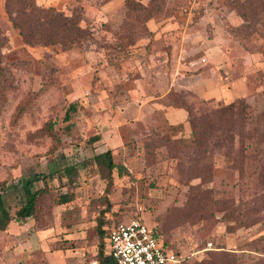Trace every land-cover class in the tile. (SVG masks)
Returning a JSON list of instances; mask_svg holds the SVG:
<instances>
[{"label": "rangeland", "instance_id": "374dc122", "mask_svg": "<svg viewBox=\"0 0 264 264\" xmlns=\"http://www.w3.org/2000/svg\"><path fill=\"white\" fill-rule=\"evenodd\" d=\"M35 1L74 13L91 36L68 51L28 46L0 0V194L12 216L22 183L47 177L33 183L41 193L33 216L0 230V264H25L22 249L38 231L52 250L93 264L99 215L106 223L141 218L184 264L216 251L238 264L264 259V186L248 168L255 162L239 173L215 138L201 157L187 112L174 107L204 112L243 99L251 114L264 113V22L241 18L237 0ZM162 107L181 118L169 123ZM107 149L122 167L110 186L93 160ZM66 166L75 168L71 185ZM64 194L72 200L58 205Z\"/></svg>", "mask_w": 264, "mask_h": 264}, {"label": "trees", "instance_id": "16d2710c", "mask_svg": "<svg viewBox=\"0 0 264 264\" xmlns=\"http://www.w3.org/2000/svg\"><path fill=\"white\" fill-rule=\"evenodd\" d=\"M3 8L7 20L18 32L22 41L31 47L53 46L60 47L62 51H68L79 47L91 36V32L80 25V17L74 13L68 16L53 7H41L37 5L35 0H4ZM233 9L245 21L248 19L253 24L264 22V0H237ZM261 26L264 28V23ZM174 107L184 108L187 112L192 134L190 144L199 151L201 157L209 152L208 145L215 138L213 146L218 150L225 148L227 150L225 155L227 156L234 155L233 167L239 173H243L245 161H254L255 165H249L248 168L252 169L257 180L264 186V113L251 114L243 99L218 108H210L204 112L196 110L192 104ZM74 111L75 106L69 105L65 110L63 120L69 121L70 114ZM98 140L99 137L95 135L90 137L89 142L94 143ZM93 160L99 171L106 173L107 186L111 184L115 169L119 175L121 174L122 167L114 163L110 149L96 154ZM61 172L67 178L68 185H71L75 168L66 166L61 169ZM41 179L45 182L47 177L42 176ZM41 179L37 176L22 183L21 204L14 216L5 207L3 197L0 194V230H5L11 221L20 224L33 216L37 199L41 194L39 190H33V183ZM71 200V195H59L57 204L64 205ZM97 220V230L101 243L96 260L99 264H116L112 258L104 256L106 228L111 223H106L103 215H99ZM152 232L156 238L162 240L167 248L180 255L154 228H152ZM249 260L251 263L245 261L243 264H264V259ZM237 262L238 259L233 253L216 251L215 253H208L207 260L196 264H238ZM182 264H184V259Z\"/></svg>", "mask_w": 264, "mask_h": 264}, {"label": "built area", "instance_id": "2783aa9c", "mask_svg": "<svg viewBox=\"0 0 264 264\" xmlns=\"http://www.w3.org/2000/svg\"><path fill=\"white\" fill-rule=\"evenodd\" d=\"M106 231L105 253L116 264H182L141 218L113 222Z\"/></svg>", "mask_w": 264, "mask_h": 264}, {"label": "crops", "instance_id": "0c3cea01", "mask_svg": "<svg viewBox=\"0 0 264 264\" xmlns=\"http://www.w3.org/2000/svg\"><path fill=\"white\" fill-rule=\"evenodd\" d=\"M163 114L165 115L166 119L171 124L177 123V120L181 118V111L176 110L174 108L170 107H162ZM46 231H38L34 233L35 235L38 233L39 236L37 237L36 241L33 243L32 246L28 247V249L23 248L22 258L25 260V264H70L71 261H75L76 264L80 261L77 255L74 253H70L67 251V254H65L61 250H52L53 243L49 242L48 239H46L47 235H45ZM41 233V234H40ZM35 235L32 237V239L35 237ZM31 240V239H30ZM29 240V241H30ZM41 240H45L47 243V246L44 248L41 247L40 243ZM28 243V241L26 242ZM26 246V244H25ZM104 256H108L106 253H104ZM85 264V263H83ZM93 264H99L97 260Z\"/></svg>", "mask_w": 264, "mask_h": 264}]
</instances>
